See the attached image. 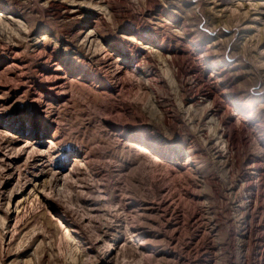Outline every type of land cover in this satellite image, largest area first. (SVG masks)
<instances>
[{"label":"rangeland","instance_id":"374dc122","mask_svg":"<svg viewBox=\"0 0 264 264\" xmlns=\"http://www.w3.org/2000/svg\"><path fill=\"white\" fill-rule=\"evenodd\" d=\"M62 1L80 17L0 0L19 20L0 24V264H101L109 246L111 264H264V0ZM92 28L109 56L83 45ZM213 63L224 124L189 101Z\"/></svg>","mask_w":264,"mask_h":264},{"label":"bare ground","instance_id":"6f19581e","mask_svg":"<svg viewBox=\"0 0 264 264\" xmlns=\"http://www.w3.org/2000/svg\"><path fill=\"white\" fill-rule=\"evenodd\" d=\"M46 2V6L48 8H61L63 11H62V15L61 17L63 18H69V19H73V20H76L80 17L82 11H83V2H77V1H71V3H67L66 1H62L61 0H45ZM60 3H56V2H59ZM96 1V0H94ZM99 2H105L106 0H98ZM97 1V2H98ZM217 1H220L221 3L223 4H231L233 5L234 3H240L239 5H245V1H250V0H216L214 3H216ZM101 9V8H100ZM98 8V13L100 16H98V19L102 17V14L101 12L99 11L100 10ZM11 10V9H10ZM7 7H1L0 8V24L2 23L3 26H6L8 24H12V23H19V20L15 19L14 17L15 16H6V12L7 11H10ZM104 11V10H103ZM9 13V12H8ZM9 14H14L15 15V12H10ZM58 15V14H57ZM183 31H184V34L183 32L178 34L179 36V39H183L184 36H186V30L184 28H182ZM44 37V36H43ZM43 37L41 39H43ZM97 38V33L95 31L94 28L92 29H88L85 33V36L83 38V45L85 44V46L88 47V49H92V54L91 52H89V54H91L92 56H97V55H101V56H109V52H108V48H105V47H102V45L98 42V40L96 39ZM40 39V40H41ZM45 39V38H44ZM133 38H129V41H133L132 40ZM38 42H36L37 44ZM137 44H140V45H143L142 43H137ZM185 47V46H183ZM142 50H144V55L145 56H148V53H150L149 51V47L148 46H142L141 47ZM109 54V55H108ZM203 55V54H202ZM94 56V57H95ZM187 59L190 58L188 55H186ZM200 57H203V56H200ZM167 65L168 63L170 64H177V59H178V56L177 54L175 53H172L169 57L167 56ZM91 59V58H90ZM186 59V58H185ZM189 60V59H188ZM191 60V59H190ZM45 62L47 60H44ZM142 61V60H141ZM147 61V60H146ZM195 61V60H194ZM198 61V60H197ZM191 62V61H190ZM193 64V63H192ZM199 64V63H198ZM197 64V65H198ZM11 65V64H10ZM194 66L196 65V63L193 64ZM53 68L51 69H44L42 71V76L45 78V80L47 81L48 83V90L51 91V93H55L56 95H60L62 94V91L64 89V85L62 82L61 79H59V77H57V74H56V71L59 70L58 69V66L57 64H54L53 63ZM139 64H136L135 65V69L136 72H137V75H139L141 77L144 76V72L142 70H140V68L138 67ZM114 67V66H113ZM117 67V66H116ZM115 69V68H114ZM210 69H211V74L208 76V78L206 79V84L202 86L204 87V92L199 94L198 98H191L189 101L192 103V104H195V103H208L209 104V107L211 108V111H212V114L214 116H217L218 117V121L219 123H223L224 124V120L222 118H220V115L218 116V113L216 112V110H214V108L216 107H219V104L221 103V101L225 98V94H218V91L217 89L219 88L218 87V81H216L215 79H218L219 77V73H217L219 71L217 65H215L214 63L212 65H210ZM117 71V70H116ZM115 71V72H116ZM177 72V75H183L184 73H186V71L182 70L181 68L178 67V69L176 70ZM118 73V72H117ZM114 74V73H113ZM38 76V75H37ZM191 76V75H190ZM147 78L145 79L148 83H157L159 81H161L160 77L157 76V78H150L148 76H146ZM193 77V76H192ZM198 79V78H197ZM212 80H215L216 82H213ZM55 81V82H53ZM192 83V82H191ZM199 84V83H198ZM196 86V85H195ZM201 87V85H200ZM198 91V89H195ZM193 90V91H195ZM202 90V91H203ZM35 94V93H34ZM50 94V93H49ZM194 94V92H193ZM193 97V96H192ZM42 102V101H41ZM208 107V109H209ZM46 108V107H45ZM213 109V110H212ZM218 126V125H217ZM219 131V129H218ZM217 133V132H215ZM220 138H224L222 139L221 141L225 143V151H226V148L230 142V134L226 133L224 130H222L220 128ZM32 134L30 135H27L26 134V137H29L31 136ZM34 136L32 135V137L26 139V142L23 144L24 147L20 148L19 150L21 152H24L28 151V153H36V149H34L33 145L30 143L31 141H34L36 139H32ZM125 137V136H124ZM232 141V140H231ZM231 143V142H230ZM8 145V144H7ZM19 147V146H18ZM133 147H135L136 149H138L142 154H144V156L147 158V160L151 161L152 162H157V159H159V154H157L156 152H153L151 150H149L147 147H143L141 145H133ZM2 149V148H1ZM45 153V152H44ZM8 156V154H7ZM30 156V155H29ZM74 162H76L77 160H72ZM73 162V163H74ZM188 163V162H187ZM4 164V163H3ZM51 179V178H50ZM49 179V180H50ZM53 179V178H52ZM51 179V181H52ZM246 180V179H245ZM58 181V180H57ZM43 181L39 182L38 184H34V189H30V191L28 192L29 193H32V192H35L37 187H40L39 185L42 184ZM44 185V184H42ZM97 187V186H96ZM48 188V187H47ZM50 189V188H49ZM49 191V190H48ZM54 191V190H53ZM49 194H51V192H48ZM249 195V194H248ZM24 197V196H23ZM51 197H54V196H51V195H48L46 196V199L47 198H51ZM10 198V197H9ZM23 199L21 200H17L16 203H15V209L19 208V206L21 205ZM25 201V200H24ZM10 202V201H9ZM8 202V204H10ZM9 209V208H8ZM90 211V210H89ZM48 214L50 215V213L48 212ZM59 222V221H57ZM62 222H60V224L58 225L60 227V229H62V232L64 233V235L66 236V238H69L70 235H69V232H67L66 230H64V226H62L61 224ZM73 231V230H72ZM127 234L128 235H131L130 238H133V237H136L138 236L139 232L137 231H131V230H126ZM97 236V235H96ZM95 236V237H96ZM258 236V235H257ZM105 238H106V234H100L99 237L97 238L99 240V243H104L105 241ZM132 241V240H131ZM147 241V240H146ZM76 245V244H75ZM107 245V244H106ZM105 246V245H104ZM100 247V246H99ZM123 246H116L115 248H113L112 246H109L105 251L104 253H102V261H101V264H111L112 262L116 261V259L118 258V254H119V251L121 250ZM98 257V256H97Z\"/></svg>","mask_w":264,"mask_h":264}]
</instances>
